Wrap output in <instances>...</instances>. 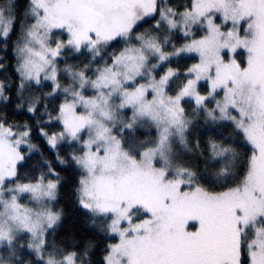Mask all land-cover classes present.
Instances as JSON below:
<instances>
[{
	"label": "snow or ice",
	"instance_id": "obj_1",
	"mask_svg": "<svg viewBox=\"0 0 264 264\" xmlns=\"http://www.w3.org/2000/svg\"><path fill=\"white\" fill-rule=\"evenodd\" d=\"M0 264H264V0H0Z\"/></svg>",
	"mask_w": 264,
	"mask_h": 264
}]
</instances>
